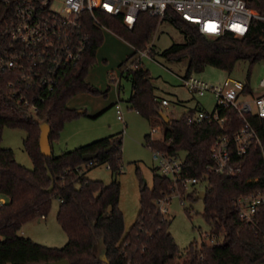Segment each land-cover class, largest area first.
<instances>
[{"label": "trees", "instance_id": "16d2710c", "mask_svg": "<svg viewBox=\"0 0 264 264\" xmlns=\"http://www.w3.org/2000/svg\"><path fill=\"white\" fill-rule=\"evenodd\" d=\"M245 1L264 17V0ZM95 18L97 22L87 12L81 17V33L86 40L80 59L66 70L53 89L16 92L9 85L16 74L0 73V142L4 127L25 130L23 147L33 163L31 169L24 167L16 161L12 149L0 145V195L7 198L0 203V264H45L61 259H67L69 264H264V216L255 224L248 223L238 216L233 205L236 197L264 189V119L250 116L261 144L251 143L247 153L238 157L243 163L240 173L231 177L217 173L206 176L205 166L211 162L209 151L214 139L226 130L233 133L242 125L236 110L218 108L219 116L226 117L223 125L214 120L188 125L186 113L164 123L159 116L164 111L154 92L151 74L139 60L133 59L135 53L147 49L159 18L140 12L131 27L122 15L95 12ZM164 19L184 35L185 42L172 45L161 55L168 60L187 57L185 75L200 72L207 65L231 71L238 60L248 61L250 67L264 60V19H252L247 33L240 37L230 32L218 36L202 34L194 23L170 9ZM102 28L134 48L121 62L122 65L129 61L121 73L130 81L129 108L147 120L157 119L163 124L162 138L152 139L146 134V146L168 154L184 150V175L206 182L202 189L192 190L186 197L194 199L199 191H204L202 215L211 225L208 236L214 242L198 244L193 240L184 250L176 245L168 231L166 214L155 204L159 197L171 194L174 183L155 172L151 188L140 180V208L134 223L125 231L124 215L119 208V182L91 180L83 170V166L105 163L111 171L120 173L122 141L118 136L99 138L58 155L40 153L39 123H49L52 144L66 121L86 115L85 111L68 107V100L82 92L100 93L86 76L102 43ZM244 92H250L247 84ZM23 99L28 100V105ZM85 154L90 159L84 160ZM89 161L92 166H87ZM53 198L59 199L56 219L67 235V242L60 248L44 246L19 234L25 222L48 214ZM99 240L102 246L94 249Z\"/></svg>", "mask_w": 264, "mask_h": 264}, {"label": "built area", "instance_id": "2783aa9c", "mask_svg": "<svg viewBox=\"0 0 264 264\" xmlns=\"http://www.w3.org/2000/svg\"><path fill=\"white\" fill-rule=\"evenodd\" d=\"M53 4H59L61 9H53ZM168 9L194 23L200 33L209 36L226 32L244 36L252 19H264L249 8L245 0H0V73L16 74L9 83L16 92L21 89L51 90L66 70L80 59L86 40L81 33L80 20L85 12L91 14L96 22L95 12L122 15L124 22L131 27L140 12H148L162 20ZM148 50L140 53L148 54ZM181 79L189 93L203 96L209 92L215 103L212 111L200 108L188 111L185 115L188 125L202 120H214L223 125L226 117L219 116V107H232L242 120L241 127L235 132L226 130L217 135L209 151L211 162L205 166L206 176L211 173L228 177L237 175L243 164L238 157L247 153L251 143L261 144L250 116L264 119V79L258 84L263 91L252 96L251 100L239 98L241 93H245V84L234 79L227 78L217 85H210L192 73L183 75ZM23 101L28 105V100ZM159 101L163 111L170 106L165 97ZM115 112L117 119L122 121L123 113L118 103L115 104ZM158 130L157 126L151 128L152 133ZM151 150L160 175L174 183L170 195L155 200L158 209L167 214L166 205L172 195H177L181 201L186 197V192H180L179 187L197 192L201 181L184 175V160L177 153ZM92 165L91 161L87 163V166ZM76 170L80 172V169ZM233 205L242 220L252 224L261 221L264 216V189L236 197ZM261 231L264 235V220Z\"/></svg>", "mask_w": 264, "mask_h": 264}, {"label": "rangeland", "instance_id": "374dc122", "mask_svg": "<svg viewBox=\"0 0 264 264\" xmlns=\"http://www.w3.org/2000/svg\"><path fill=\"white\" fill-rule=\"evenodd\" d=\"M52 8L60 10L61 6L53 4ZM158 21L152 39L147 45V49L151 52L144 55L137 52L133 55V59L139 60L141 66L150 72L155 94L158 97L165 96L170 101V106L164 109V113L170 119H178L195 108L212 111L215 103L211 93L206 92L203 96H198L189 93L182 84L181 77L186 72L187 57L181 60H168L161 55L163 50L172 45L184 43V35L167 19ZM102 34L103 40L96 51L95 63L86 76V80L97 87L100 93L82 92L68 100L70 108L85 111L87 115H80L66 121L59 136L52 141L51 147L52 154L58 155L106 136L116 135L121 138L122 169L120 173H114L105 163H99L90 168L83 166V170L85 177L91 180H101L106 184L113 179L119 182V208L124 215L125 231H128L140 208V180L151 188L153 173L160 174L153 152L145 144V135L150 134L154 139H161L163 124L157 119L147 120L129 108L127 99L131 86L130 81L125 77L121 78L123 88L120 90V99H118L111 79L121 77L129 61L122 65L121 62L134 52V48L106 28H102ZM192 74L210 85L220 84L227 78L247 84L250 93H241L239 98L251 100L252 96L263 91L258 84L262 78L264 79V60L256 62L251 67L248 61L238 60L231 71L207 65L202 71L192 72ZM109 84L110 87H108ZM111 103L120 105L123 113L122 121L116 117L115 104L109 108ZM103 109L106 110L100 115L90 116L92 112H100ZM155 126L159 130L152 133L151 128ZM25 137L26 131L23 129L4 127L0 145L12 149L16 161L31 169L32 160L23 147ZM262 151L264 156V146ZM177 155L184 160L186 152L179 150ZM205 185L206 182L202 181L198 188L201 189ZM179 190L187 194L190 188H179ZM59 203L58 198H53L48 214L44 218L37 217L25 222L19 234L44 246L55 248L64 246L67 235L56 219ZM166 206L168 209L166 217L169 220L168 231L180 249L184 250L193 240H196L198 244L214 242L208 236L211 225L202 215L204 209L202 198L185 197L181 201L177 195H172ZM101 246L102 242L99 240L94 249Z\"/></svg>", "mask_w": 264, "mask_h": 264}, {"label": "water", "instance_id": "95a60500", "mask_svg": "<svg viewBox=\"0 0 264 264\" xmlns=\"http://www.w3.org/2000/svg\"><path fill=\"white\" fill-rule=\"evenodd\" d=\"M79 112H83V111L79 110ZM159 116L164 121V123H169L170 118L164 112L160 111ZM39 128H40V134H39L38 144H39L40 153L45 156H50L52 154V147L49 142L50 125L46 120H44L39 123ZM83 159L84 160L90 159V155L88 154L83 155ZM203 195H204V191L201 190L197 194V198H202ZM102 259L105 260L104 255H102ZM6 264H10V263H6ZM45 264H69V262L67 259H61L58 261L48 262Z\"/></svg>", "mask_w": 264, "mask_h": 264}, {"label": "crops", "instance_id": "0c3cea01", "mask_svg": "<svg viewBox=\"0 0 264 264\" xmlns=\"http://www.w3.org/2000/svg\"><path fill=\"white\" fill-rule=\"evenodd\" d=\"M121 78L122 77H119V78H114L111 82L114 84V86H115V88H116V91H117V97H118V99H120V97H119V94H120V90L123 88V86H122V84H121ZM108 87H110V84L108 85ZM131 91V90H130ZM130 95V94H129ZM162 97H165V96H162ZM162 97H159V99L160 98H162ZM166 98V97H165ZM115 103H111L110 105H109V108L110 107H112L113 105H114ZM67 105H68V102H67ZM69 107V106H68ZM108 108V107H107ZM106 108V109H107ZM106 109H103V110H101L100 112L99 111H97V112H92V114L90 115L91 117H95V116H98V115H100L101 113H103ZM86 115H87V113H86ZM1 197H2V200H3V202H5V201H7V198L5 197V196H2V195H0ZM2 202V203H3Z\"/></svg>", "mask_w": 264, "mask_h": 264}]
</instances>
